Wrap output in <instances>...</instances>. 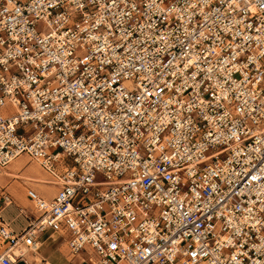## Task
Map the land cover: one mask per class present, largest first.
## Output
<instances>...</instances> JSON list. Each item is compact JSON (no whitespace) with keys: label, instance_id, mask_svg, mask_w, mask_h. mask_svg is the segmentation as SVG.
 Instances as JSON below:
<instances>
[{"label":"built area","instance_id":"2783aa9c","mask_svg":"<svg viewBox=\"0 0 264 264\" xmlns=\"http://www.w3.org/2000/svg\"><path fill=\"white\" fill-rule=\"evenodd\" d=\"M21 155L57 192L0 213V264L49 230L88 264H264V0H0Z\"/></svg>","mask_w":264,"mask_h":264},{"label":"crops","instance_id":"0c3cea01","mask_svg":"<svg viewBox=\"0 0 264 264\" xmlns=\"http://www.w3.org/2000/svg\"><path fill=\"white\" fill-rule=\"evenodd\" d=\"M46 179H48L47 176ZM19 187L21 188L22 192L19 191ZM19 187H16L17 196H14V192H11L13 203L11 205L5 206V208L3 209V211L8 214V219L11 220L8 221L6 219V221H8L10 227L16 231L21 230L26 222L24 217L18 213V208L20 207L18 205L27 206L30 203L33 204L32 200L27 195V189H35L36 186L27 188L26 185H23L24 188H22L21 186ZM56 190L57 186L52 194H42L46 198H52L55 195ZM68 240V234H62L61 232H54L52 230H49L39 236V248L37 250H31L24 244H20L18 247H16L15 252L16 254L23 256L21 260H24L27 264H60L61 262H63L64 264H81L83 262V255H77L74 258H71L69 254Z\"/></svg>","mask_w":264,"mask_h":264},{"label":"rangeland","instance_id":"374dc122","mask_svg":"<svg viewBox=\"0 0 264 264\" xmlns=\"http://www.w3.org/2000/svg\"><path fill=\"white\" fill-rule=\"evenodd\" d=\"M11 111H12V109H11ZM2 113L6 114V110L3 109ZM67 163L71 164L72 160L67 159ZM4 170H9L12 172H17V173H20L23 175H28V176H33V177L34 176H43L44 178H46V176H48V175H46L45 171L41 168V166L39 165L38 162H36L35 160H32L31 158H29L26 155H22L20 158H18L17 160H14L13 162H11L7 166L3 167L0 165V171L3 172ZM34 184H39V185H34ZM23 185H26L27 188L32 187V186H34V187L36 186L35 187L36 191L41 195H43L42 193L50 195L55 191V188H56V186H54V185L41 183L39 181H36V182L34 180H26V181L23 180L22 181V180H18L17 178L14 179V177H2V176H0V213L8 221H11V220L8 219V214L5 211H3V209L5 208V206L11 205L13 203V201H12V203L9 202L8 200L5 202V200H4L5 196L8 195L11 198H13L11 195V192H14V196H17L16 187L21 186L22 188H24ZM13 188H14V190H13ZM19 191L22 192L20 187H19ZM18 206H20L19 208L22 207V208H25V210H26L24 215H22L26 221L24 226H26L28 224V221H29L27 219L26 215L31 216L32 212H34V210H35V207L32 203L28 204L27 206L26 205H18ZM19 208H18V213H20ZM25 216H26V218H25ZM5 248H6V244H0V252L2 250H4ZM60 264H64V263L61 262ZM81 264H88V263L86 261H84Z\"/></svg>","mask_w":264,"mask_h":264},{"label":"bare ground","instance_id":"6f19581e","mask_svg":"<svg viewBox=\"0 0 264 264\" xmlns=\"http://www.w3.org/2000/svg\"><path fill=\"white\" fill-rule=\"evenodd\" d=\"M22 156V155H21ZM20 156V157H21ZM20 157H18V158H20ZM18 158H16L15 160H17ZM30 158V157H29ZM14 161V160H13ZM12 161V162H13ZM36 161V160H35ZM37 162V161H36ZM40 165V164H39ZM42 168V167H41ZM46 173V172H45ZM46 175H48L47 173H46ZM0 176H2V177H14V179L15 178H17L18 180H24V181H26V180H34L35 182L36 181H39V182H41V183H46V184H50V185H54V184H51L52 182L50 181V177H49V175L47 176V178L48 179H46V178H44L43 176H28V175H23V174H20V173H17V172H12V171H9V170H4L3 172H1L0 171ZM20 184V183H19ZM46 186V185H45ZM55 186V185H54ZM29 189V188H28ZM28 189H27V192H28ZM32 189H34V188H32ZM34 190H36V189H34ZM56 192H57V190H56ZM41 195V194H40ZM42 196H44V195H42ZM45 197V196H44ZM46 198V197H45ZM8 201L9 202H11L12 203V201H13V198H11L10 196H9V199H8ZM8 203V202H7ZM34 205V204H33ZM22 208V207H21ZM24 210H25V208H24ZM26 211V210H25ZM20 212V211H19ZM22 246V245H21ZM25 250V249H24ZM23 250V251H24ZM35 258V257H34Z\"/></svg>","mask_w":264,"mask_h":264},{"label":"water","instance_id":"95a60500","mask_svg":"<svg viewBox=\"0 0 264 264\" xmlns=\"http://www.w3.org/2000/svg\"><path fill=\"white\" fill-rule=\"evenodd\" d=\"M17 264H27L24 260H19Z\"/></svg>","mask_w":264,"mask_h":264}]
</instances>
